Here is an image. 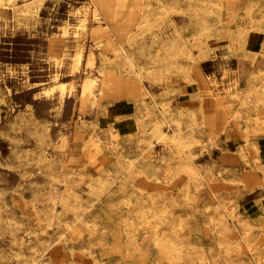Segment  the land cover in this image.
Returning a JSON list of instances; mask_svg holds the SVG:
<instances>
[{"label":"rangeland","instance_id":"374dc122","mask_svg":"<svg viewBox=\"0 0 264 264\" xmlns=\"http://www.w3.org/2000/svg\"><path fill=\"white\" fill-rule=\"evenodd\" d=\"M98 1L0 0V264H264V72L252 60L264 56V22L249 32L256 47L239 49L223 30L237 35L248 0ZM101 27L152 76L165 45L182 52L163 81L115 99L112 81L135 80ZM87 79L98 86L84 102ZM250 80L254 94L235 97ZM164 102L170 118L182 112L187 150L150 131Z\"/></svg>","mask_w":264,"mask_h":264},{"label":"bare ground","instance_id":"6f19581e","mask_svg":"<svg viewBox=\"0 0 264 264\" xmlns=\"http://www.w3.org/2000/svg\"><path fill=\"white\" fill-rule=\"evenodd\" d=\"M100 1V0H99ZM98 1V2H99ZM260 1L261 0H249V2H248V4H247V6H246V10H245V15L242 17V21H244L245 23H242L239 27H238V31H237V35L235 36V33L233 32V31H227V30H223V32H224V34L229 38V39H231L232 40V42H233V44H234V46H236L237 48H242L243 47V42H244V40H247V41H252V43H254L255 42V38L254 37H251V35L249 34V32L250 31H259L260 29H262L261 27H262V22H264V13H263V15H262V17H261V21H259V22H255L254 21V19H253V14H254V12L256 11V9L259 7V3H260ZM102 2V1H101ZM118 2V1H117ZM236 2V1H235ZM162 4V3H161ZM213 4V3H212ZM239 4V3H238ZM205 5V4H204ZM166 6V5H165ZM211 6V5H210ZM213 6V5H212ZM216 6H218V10H221V8H222V6H221V1L216 5ZM118 7V6H117ZM119 7H120V5H119ZM124 7V6H123ZM92 8V7H91ZM213 8V7H212ZM216 8V7H215ZM94 9V8H93ZM204 9V8H203ZM92 10V9H91ZM208 10V9H207ZM238 10V9H237ZM212 11V10H211ZM214 11V10H213ZM235 11V10H234ZM89 13V12H88ZM207 13V12H206ZM234 13V12H233ZM232 13V14H233ZM210 14H214V12H208V15H210ZM260 15V14H259ZM88 16V15H87ZM216 16H217V19H218V21L221 23V18H220V15H219V13L217 12V14H216ZM147 18V17H146ZM145 18V19H146ZM101 19V18H100ZM88 20V19H87ZM234 20V19H233ZM230 21V20H229ZM223 22V21H222ZM237 22V21H236ZM87 23V22H86ZM103 23V22H102ZM247 25L249 26H251L250 27V29L249 28H247ZM86 26V25H85ZM264 28V27H263ZM153 29H156V28H153ZM177 31H178V29H176ZM97 32H104V33H106V35H107V37H108V46L109 47H115V49H114V51L117 53V54H120V56H122L123 58H124V60H125V62H126V64H127V66H128V68H129V70H130V72H131V75H132V78L135 80L134 81V83H132L130 80H127V81H125V80H122V79H115L114 81H112L111 82V89H112V91H111V93H110V95H112L115 99H122V98H124V97H131L132 95H133V89H134V87L138 90V86H145V84H144V82H145V80H148V79H150V77H152L153 78V76H152V72H151V70L150 69H145V68H139L138 66H137V64H136V62H135V60L133 59V57L132 56H130L128 53H127V51L125 50V48H123L117 41H116V39H114V37L113 36H111L110 34H109V30L108 29H106V28H104V27H101V28H98L97 30H96ZM220 31V30H219ZM88 32V31H87ZM204 32H207V33H209L210 32V29H209V27L206 25H203V26H201V28H200V33L202 34V33H204ZM81 33V32H80ZM86 34V33H85ZM250 35V36H249ZM164 36V35H163ZM199 36H200V34H199ZM86 37V36H85ZM182 37V36H181ZM194 37V36H193ZM204 37V36H203ZM210 37V36H209ZM163 39V38H162ZM201 39V38H200ZM205 39V38H204ZM214 39V38H213ZM219 39H220V37H219ZM146 40V39H145ZM135 41V36H130L129 38H128V40H127V43H129L130 45L133 43ZM183 41V40H182ZM200 41V40H199ZM159 42V41H158ZM219 42V41H218ZM100 43V42H99ZM102 43V42H101ZM204 44H205V42H204ZM203 44V45H204ZM118 46V47H117ZM185 46V45H184ZM223 46V45H222ZM248 46H250L251 47V44L249 43V45ZM186 47V46H185ZM217 47H219V46H217ZM233 47V46H232ZM82 48H83V46H82ZM182 48L183 47H181V46H177V45H165L162 49H161V51L162 52H164V53H166V55L165 56H162V58L160 59V61H159V63L160 64H162V69H161V71L157 74V75H155L154 76V81H163L164 80V76H165V74L167 73V65L169 64L168 63V61H169V59L170 58H173V57H176V56H178L181 52H182ZM193 48V47H192ZM231 48V47H230ZM209 49V48H208ZM83 50V49H82ZM155 50H157V49H155ZM189 50V49H188ZM229 50V49H228ZM233 50V49H232ZM235 50V49H234ZM132 51V50H131ZM204 52V51H203ZM83 53V52H82ZM201 53V52H200ZM102 54V53H101ZM192 54V53H191ZM199 54V53H198ZM109 55V54H108ZM187 55V54H186ZM205 55V54H204ZM233 55V54H232ZM236 55V54H235ZM193 56V55H192ZM160 57V56H159ZM189 57V56H188ZM256 57H257V53L256 54H254V56H253V58H252V60H253V62H254V60L256 59ZM84 58H86V57H84ZM103 58V57H102ZM194 58V57H193ZM81 59H82V55L80 54L78 57H77V63L79 64L80 62H81ZM140 59V58H139ZM205 59V58H204ZM112 60V59H111ZM184 60H186V59H184ZM105 61H107V60H105ZM193 61V60H192ZM172 62V61H171ZM178 62V61H177ZM171 64V63H170ZM148 65V64H147ZM178 65V64H177ZM27 66V65H26ZM92 66H93V57L90 55V57L88 58V61H87V67H89V68H92ZM105 66V65H104ZM153 66V65H152ZM173 66V65H172ZM27 68V67H26ZM100 68V67H99ZM154 68V67H153ZM184 68V67H183ZM190 68V67H189ZM80 69V68H79ZM157 69V68H156ZM180 69V68H179ZM75 70V69H74ZM158 70V69H157ZM76 71H77V69H76ZM79 71V70H78ZM153 71V70H152ZM155 71V70H154ZM75 72V71H74ZM261 72H264V70H262ZM260 71L259 72H257V73H261ZM6 73V72H5ZM26 73V72H25ZM118 73H119V71H118ZM107 74V73H106ZM170 74V73H169ZM171 74H173V73H171ZM2 76V75H1ZM27 76V75H26ZM260 76V75H259ZM264 77V76H263ZM260 78V77H259ZM152 80V79H151ZM190 80V79H189ZM106 81V80H105ZM115 81H117V84H114V82ZM194 81V80H193ZM131 82V83H130ZM24 83V82H23ZM124 83V84H123ZM164 83V82H163ZM253 81L252 80H250L249 81V83H248V85H247V87H246V89L244 90V91H237L236 93H235V97H238L240 94H241V92H243V93H245V95H246V97L247 98H249V97H251L253 94H254V92H255V87H254V85H253ZM162 84V83H161ZM255 84V83H254ZM123 85V86H122ZM97 82L96 81H94V80H90V79H87V80H85L84 81V83L82 84V88H81V98L83 99V101L85 102V101H87L88 99H90L91 98V96L93 95V92H94V90L97 88ZM156 86V85H155ZM62 87H65V86H62ZM157 88V87H156ZM145 89H146V87H145ZM152 89V88H151ZM64 91V90H63ZM146 91H148V90H146ZM175 91V90H174ZM43 92V91H42ZM62 92V91H61ZM104 92H106V91H104ZM172 92V90H170V93ZM174 93V92H173ZM64 94V93H63ZM46 95V94H45ZM107 95V94H106ZM261 95V94H260ZM63 96V95H62ZM152 96V95H151ZM107 96H105V98H106ZM105 98H103V99H105ZM109 98V97H108ZM107 98V99H108ZM155 98V97H154ZM110 99V98H109ZM166 99H168V98H166ZM243 99V98H242ZM111 100V99H110ZM153 100H155V99H153ZM149 101V100H148ZM160 101V100H159ZM116 102V101H115ZM136 102V101H135ZM156 102V101H155ZM185 102V101H184ZM261 102V101H260ZM150 103H151V101H150ZM135 104V103H134ZM162 105V109H161V117H162V119L159 121V122H156V123H154L153 125H152V127H151V132L154 134V135H157V136H159L158 137V139L160 140V141H162V143H163V141H167L168 140V144H169V141L170 142H173L174 144H175V146H176V148L178 149V150H187V144L185 143V141H184V138L181 136V131H180V127H181V121L179 120V117H180V113H182V112H180V113H178L177 115H175L174 117H172V118H170L169 116H168V114H169V109H170V105H169V103L168 102H164L163 104H161ZM146 106V105H145ZM157 108V107H156ZM183 110V109H182ZM180 111V110H179ZM141 112V111H140ZM177 113V112H176ZM188 113L191 115V117H195L196 116V114L198 113V111H197V109H189L188 110ZM246 113V112H245ZM171 114V113H170ZM173 114V113H172ZM237 115V114H236ZM236 115H232V121H233V125H237V122H236ZM139 116V115H138ZM238 116H240V115H238ZM253 117V116H252ZM107 118V117H106ZM121 118V117H120ZM138 118V117H137ZM245 118V117H244ZM143 119V118H142ZM240 119V118H239ZM245 119H247V118H245ZM254 119V118H253ZM125 120V119H124ZM140 120V119H139ZM184 121V120H183ZM255 123L257 124V125H261V126H263L264 125V120L263 119H261V118H258L257 117V119H256V121H255ZM254 123V124H255ZM189 124V123H188ZM187 124V125H188ZM87 125V124H86ZM164 125H166V126H168L169 127V129L172 131V137H169L167 134H165V133H162L161 131L163 130L162 129V126H164ZM112 126V125H111ZM165 126V127H166ZM174 126V127H173ZM143 127V126H142ZM189 127H191V126H189ZM239 127V126H238ZM192 128V127H191ZM251 128H253V127H251ZM162 129V130H161ZM99 130V129H98ZM247 130V129H246ZM48 131V130H47ZM94 131H96V130H94ZM101 131V130H100ZM122 131V130H121ZM255 131V130H254ZM262 131V130H261ZM246 132V131H245ZM106 133V132H105ZM169 135H170V133H168ZM250 134L251 133H249L248 134V137H247V139H250ZM97 135V134H96ZM104 135H106V134H104ZM156 137V136H155ZM94 138V137H93ZM96 138V137H95ZM151 138V137H150ZM92 139V138H91ZM102 139V138H101ZM141 139H142V137H141ZM103 140V139H102ZM101 140V141H102ZM146 141V140H145ZM99 142H100V140H99ZM147 142V141H146ZM249 142V141H248ZM153 143V142H152ZM142 144V143H141ZM253 144V149L258 153V151H259V149H258V147H257V145L255 144V143H252ZM152 145V144H151ZM143 146V145H142ZM119 148V147H118ZM140 148V147H139ZM177 151V150H176ZM185 152V151H184ZM183 153V152H182ZM246 153H247V150L245 149V148H242V152H241V154H242V156L244 157L245 155H246ZM256 153V154H257ZM44 154V153H43ZM181 154V153H180ZM186 154V153H185ZM188 155V154H187ZM240 155V154H239ZM240 157H241V155H240ZM247 157V156H246ZM191 158V157H190ZM189 158V159H190ZM182 159V158H181ZM131 160V159H130ZM127 161H128V159H127ZM132 161V160H131ZM130 162V161H129ZM192 162V161H191ZM256 162H259V158H256ZM194 163V162H193ZM122 164V163H121ZM46 165V164H45ZM123 165V164H122ZM134 163H132L131 164V167H134ZM140 166V165H139ZM177 167V166H176ZM175 167V168H176ZM12 168V167H11ZM122 169V168H121ZM198 169V168H197ZM192 164H190V163H187V164H185V166H184V171L187 173V175H188V178L189 179H193V178H195V177H198L200 174L198 173V170H197ZM141 170V169H140ZM158 170V169H157ZM263 172H264V169L262 170ZM47 172V171H46ZM72 172V171H71ZM200 172V171H199ZM125 173V172H124ZM136 173V172H135ZM134 173V174H135ZM209 173V172H208ZM138 174V173H137ZM75 175V174H74ZM144 175V174H143ZM186 175V176H187ZM66 177V176H65ZM64 177V178H65ZM201 177V176H200ZM132 178V177H131ZM143 178V177H142ZM148 178V177H147ZM188 179V180H189ZM196 179V178H195ZM138 180V179H137ZM99 181V180H98ZM150 181H152V180H150ZM103 182V181H102ZM106 182V181H105ZM70 183V182H69ZM98 183V182H97ZM111 184H112V182H111ZM146 184V183H145ZM151 184V183H150ZM99 185V184H98ZM105 185H106V183H105ZM143 185V184H142ZM187 185H189V184H187ZM69 186V185H68ZM67 186V187H68ZM79 186V185H78ZM96 186V185H95ZM101 186V185H100ZM186 186V185H185ZM190 186V185H189ZM94 187V186H93ZM105 187V186H104ZM109 187V186H108ZM98 188V187H97ZM110 188V187H109ZM154 188V187H153ZM40 190V189H39ZM90 190H92V189H90ZM139 190V189H138ZM156 190V189H155ZM65 191V190H64ZM74 192V191H73ZM110 192V191H109ZM130 192V191H129ZM131 193H132V191H131ZM110 194H111V192H110ZM128 194V193H127ZM170 194H172V193H170ZM65 195V194H64ZM109 195V194H108ZM131 195V194H130ZM100 196V195H99ZM149 196V195H148ZM44 197V196H43ZM52 197V196H51ZM55 197V196H54ZM82 197V196H81ZM81 197H79L80 199H81ZM108 197V196H107ZM131 197V196H130ZM182 197V196H181ZM62 198V197H61ZM37 199V198H36ZM40 199H42V198H40ZM53 199V198H52ZM106 199V198H105ZM128 199H129V196H128ZM82 200V199H81ZM121 200V199H120ZM130 200V199H129ZM45 201V200H44ZM72 201V200H71ZM124 201V200H123ZM126 201H127V199H126ZM222 201V200H221ZM129 202V201H128ZM220 202V201H219ZM93 203V202H92ZM98 202H96V204H97ZM131 203V202H130ZM77 204V203H76ZM100 204V203H99ZM117 204H120V203H117ZM122 204H123V202H122ZM132 204V203H131ZM135 204V203H134ZM77 205H79V204H77ZM95 205V204H94ZM107 205V204H106ZM110 205V204H109ZM57 206V205H56ZM161 206V205H160ZM219 206H222V204L220 203L219 204ZM51 207V206H50ZM76 206H74V208H75ZM79 207V206H78ZM128 207V206H127ZM81 208V207H80ZM115 208V207H114ZM125 208V207H124ZM160 208V207H159ZM51 209V208H50ZM67 209V208H66ZM104 209V208H103ZM68 210V209H67ZM102 210V209H101ZM45 211V210H44ZM63 211V210H62ZM105 211H106V209H105ZM140 211H141V209H140ZM148 211V210H147ZM64 212V211H63ZM66 212V211H65ZM72 212V211H71ZM154 212V211H153ZM49 213V212H48ZM98 213V212H97ZM142 213H143V211H142ZM144 213H145V210H144ZM46 214V213H45ZM63 214V213H62ZM72 214H74V213H72ZM158 214H159V212H158ZM157 214V215H158ZM64 215V214H63ZM109 215V214H108ZM66 216V215H65ZM110 216V215H109ZM45 217V216H44ZM59 217V216H58ZM57 217V218H58ZM79 217V216H78ZM77 217V218H78ZM100 217V216H99ZM154 217V216H153ZM61 218V217H60ZM74 218V217H73ZM144 218H145V216H144ZM156 219V218H155ZM154 219V220H155ZM48 220V219H47ZM52 220V219H51ZM59 220V219H58ZM72 220H74V219H72ZM78 220V219H77ZM82 220V219H81ZM92 220V219H91ZM98 220V219H97ZM124 221H125V219H123ZM145 220V219H144ZM149 220V219H148ZM43 221H45L44 219H43ZM49 221V220H48ZM60 221H61V219H60ZM94 221V220H93ZM96 221V220H95ZM94 221V222H95ZM123 221V222H124ZM55 222V221H54ZM58 222V221H57ZM74 222V221H73ZM80 222V221H79ZM89 222V221H88ZM138 222V221H137ZM152 222V221H151ZM155 222V221H154ZM153 222V223H154ZM50 223V222H49ZM84 223V222H83ZM75 224V223H74ZM81 224V223H80ZM89 224V223H88ZM145 224V223H144ZM155 224V223H154ZM183 224V223H182ZM244 224V223H243ZM242 224V225H243ZM47 225H50V224H47ZM59 225V224H58ZM64 225V224H63ZM128 225V224H127ZM138 225H140V224H138ZM62 226V225H61ZM115 226H117V225H115ZM125 226V225H124ZM141 226V225H140ZM139 226V227H140ZM150 226H152V225H150ZM150 226H149V228H150ZM155 226V225H154ZM70 227H72L71 226V224H70ZM83 227V226H82ZM110 227V226H109ZM144 227V226H143ZM249 227V226H248ZM78 228V227H77ZM97 228V227H96ZM129 228V227H128ZM154 228V227H153ZM173 228H175V227H173ZM70 229V228H69ZM84 229V228H83ZM89 229H91V228H89ZM101 229V228H100ZM99 229V230H100ZM103 229V228H102ZM126 229V228H125ZM148 229V228H147ZM155 229H156V226H155ZM160 229V228H159ZM63 230V229H62ZM81 230H82V228H81ZM114 230V229H113ZM141 230H142V227H141ZM151 230V229H150ZM154 230V229H153ZM69 231V230H68ZM87 231V230H86ZM129 231V230H128ZM64 232V231H63ZM81 232V231H80ZM89 232V231H88ZM92 232V231H91ZM94 232H95V230H94ZM125 232V231H124ZM172 232V231H171ZM102 233V232H101ZM105 233V232H104ZM106 233H108V232H106ZM105 233V234H106ZM155 234H156V231L154 232ZM66 234V233H65ZM87 234V233H86ZM89 234V236L91 235V233H88ZM95 234V233H94ZM43 235V234H42ZM59 235H62V234H59ZM64 235V234H63ZM126 235H127V233H126ZM88 236V235H87ZM150 236V235H149ZM156 236V235H155ZM159 236V234L157 235V237ZM63 237V236H62ZM80 237V236H79ZM101 237V236H100ZM128 237V236H127ZM156 237V238H157ZM167 237V236H166ZM66 238V237H65ZM91 238V237H90ZM93 238H95L94 237V235H93ZM102 238V237H101ZM100 238V240H102ZM126 238V237H125ZM129 238H130V234H129ZM154 238V237H153ZM49 239V238H48ZM128 239V238H127ZM131 239V238H130ZM135 239V238H134ZM158 239V238H157ZM17 240V239H16ZM15 240V241H16ZM23 240V239H22ZM47 240V239H46ZM67 240V239H66ZM69 240V239H68ZM88 240V239H87ZM100 240H98V241H100ZM105 240V239H104ZM111 240V239H110ZM171 240V239H170ZM21 241V240H20ZM60 241V240H59ZM64 241V240H63ZM96 241V240H95ZM154 241H155V239H154ZM169 241V240H168ZM46 242V241H45ZM49 242V241H48ZM47 242V243H48ZM56 242V241H55ZM89 242V241H88ZM102 242V241H101ZM100 242V243H101ZM128 242V241H127ZM131 242V241H130ZM137 242V241H136ZM21 243H25V242H22L21 241ZM58 243V242H57ZM156 244H157V242H155ZM20 244V243H19ZM104 244V243H103ZM102 244V245H103ZM108 244V243H107ZM131 244V243H130ZM130 244H128L127 246H129ZM154 244V243H153ZM160 244H161V242H160ZM21 245V244H20ZM19 245V246H20ZM23 245V244H22ZM21 245V246H22ZM56 245V244H55ZM54 245V246H55ZM90 245V244H89ZM91 245H93V244H91ZM100 244L98 243V246H99ZM76 246V245H75ZM114 246V245H113ZM161 246V245H160ZM159 246V247H160ZM70 247V246H69ZM124 247H126V246H124ZM156 247H157V245H156ZM54 248V247H53ZM67 248V247H66ZM80 248V247H79ZM46 249V248H45ZM45 249H43V250H45ZM73 249H74V247H73ZM165 249V248H164ZM173 249V248H172ZM68 250V249H67ZM75 250V249H74ZM161 250V249H160ZM159 250V251H160ZM73 251V250H72ZM78 251V250H77ZM77 251H75V252H77ZM34 252V251H33ZM53 252V251H52ZM54 253V252H53ZM72 253V252H71ZM78 253V252H77ZM162 253V252H161ZM67 254V253H66ZM69 254H70V249H69ZM73 254H75V253H73ZM79 254V253H78ZM55 255V254H54ZM51 256V255H50ZM62 256V255H61ZM83 255H81V257H82ZM41 257V256H40ZM45 257V256H44ZM71 257V256H70ZM28 258H29V256H28ZM42 258V257H41ZM31 260H33L32 258H31ZM43 261V260H42ZM54 261V260H53ZM29 262V261H28ZM55 262V261H54ZM84 262V261H83ZM30 263V262H29ZM61 263V262H60ZM59 263V264H60ZM21 264V263H20ZM42 264H43V262H42ZM56 264V263H55Z\"/></svg>","mask_w":264,"mask_h":264},{"label":"crops","instance_id":"0c3cea01","mask_svg":"<svg viewBox=\"0 0 264 264\" xmlns=\"http://www.w3.org/2000/svg\"><path fill=\"white\" fill-rule=\"evenodd\" d=\"M248 2H249V0L244 4V5H240L239 6V9H238V12L240 13V15L239 16H237L239 19H238V22H239V25H238V27L241 25V23H242V17L245 15V10H246V6H247V4H248ZM263 2H264V0H261L260 1V3H259V7L256 9V11L254 12V14H253V19H254V21L255 22H259L260 20H261V17H262V15H263V13H264V9L262 8L261 9V7L263 6L264 7V4H263ZM223 4V3H222ZM223 8V7H222ZM258 11H260L261 12V15H260V17H256L255 15H256V13L258 12ZM222 12H223V9H222ZM237 27V28H238ZM227 31H233V29L232 30H227ZM248 43H250L251 44V47L252 48H254V47H256V45H257V42L255 41L254 43H252V41L250 42H248ZM253 64H254V66L257 68V70L255 71V73H257V72H261L262 70H264V56H259V54L257 53V57H256V59L254 60V62H253ZM131 81V80H130ZM132 83H134L133 81H131ZM130 82V83H131ZM114 84H117V81H115L114 82ZM124 84V83H123ZM123 86V85H122ZM143 88H145V86L143 85H141V86H138V89H143ZM128 104V103H127ZM123 108H125V107H123ZM128 108V107H127ZM207 115V114H206ZM207 117H208V115H207ZM208 126H209V117H208ZM208 131H209V128H208ZM223 134V132L221 133V135ZM252 134H254V133H251L250 134V139L252 138ZM260 153H261V155H260V158H261V160H264V150L262 151V149H261V151H260Z\"/></svg>","mask_w":264,"mask_h":264}]
</instances>
